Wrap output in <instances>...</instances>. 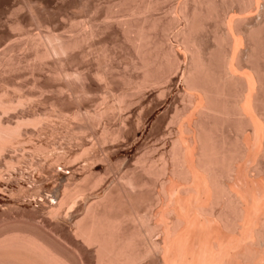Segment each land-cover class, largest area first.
<instances>
[{
    "label": "bare ground",
    "instance_id": "bare-ground-1",
    "mask_svg": "<svg viewBox=\"0 0 264 264\" xmlns=\"http://www.w3.org/2000/svg\"><path fill=\"white\" fill-rule=\"evenodd\" d=\"M159 1L118 0L115 7L113 4L117 13L107 12L100 24H95L94 20L86 21L84 25L81 23L83 31L78 38L53 34L48 32L49 28H45L47 33L27 35L32 45L30 50L34 49L32 60L40 62L57 58L51 65L54 66L51 76L64 82L57 86L58 95L71 91L70 85L75 84L79 87L76 96L86 98L91 89L89 76L102 89L111 86L112 76L105 65L88 76L85 72H69L64 68L65 58L78 49L79 42L92 40L104 30L111 29L116 37H122L132 46L128 68L135 74H123L124 85L132 86L136 93L151 87L152 92L155 90L162 98L168 93L174 78L180 75L185 97L180 106L173 105L166 129L168 140L156 149L160 155V167L156 166L158 159L152 161L142 154L136 157L135 164L127 167L119 178L120 184L116 183L119 186L106 189L99 200L82 210L81 218L73 226L74 243L65 241L63 244L44 233L0 237V264H264V69H261L263 65L259 67L260 58L264 63V0H181L175 7L170 5L174 16L169 24L166 22V28L162 27V19L156 14ZM27 8L32 15L39 12L34 7ZM169 11H166L168 16ZM252 11L261 18L245 15ZM13 21L12 26H19V20L15 18ZM176 24L181 27L174 34L175 41L180 42L189 55L184 68L180 67L176 51L167 44L169 33ZM206 42L211 43L207 45ZM105 49L101 48L100 59L108 60L116 55ZM3 59L9 70L21 65V61L16 59L14 62L10 58L12 63L6 62L5 57L0 58L1 61ZM104 59L100 65L106 63ZM46 88L40 86V91ZM3 93L0 94L2 111L14 110L12 107H20L23 102L27 104L24 101L26 97L15 102L2 99ZM129 94L123 91L117 95L114 99L116 104L106 99L111 106L94 112L96 121L103 122V132H108L106 113L112 112L115 105L117 110L126 108L130 102ZM143 104L141 101V106ZM79 113L74 112L76 121L82 120ZM79 116L80 119L77 118ZM39 117L26 122L36 127L42 122V117ZM26 122L17 120L15 126H11L6 125L1 117L0 156L5 150L15 151L25 146H21L25 140L20 139V128ZM120 135L124 136L118 131L110 137L114 139ZM39 143L30 142L32 145L29 146H33L34 151H31L33 154L36 152L34 155L38 154L44 160L52 155L54 149L45 150L47 146ZM7 164H10L8 167L14 165ZM142 174L146 177L153 175L150 179L155 181L152 180L151 186L153 190L157 187L153 191V199L150 197L153 203L150 200L149 206L145 203L149 207H146L149 210L146 212L140 209L141 199L145 198L144 187L147 186V182L140 178ZM158 175L163 176L161 180L156 179ZM65 200L51 205L49 215L58 217ZM155 233L161 237L152 240Z\"/></svg>",
    "mask_w": 264,
    "mask_h": 264
},
{
    "label": "rangeland",
    "instance_id": "rangeland-1",
    "mask_svg": "<svg viewBox=\"0 0 264 264\" xmlns=\"http://www.w3.org/2000/svg\"><path fill=\"white\" fill-rule=\"evenodd\" d=\"M117 1L118 0H0V58L2 59V57H5L7 59L6 62L10 61V63H12L11 60H13L14 62H16L17 60L21 61L19 62L21 65H15L17 69H14L13 66L11 68L12 70H9V68L7 69L5 67L4 59L3 61L0 60V67L4 66L0 68V73H2L0 74V94L5 92L2 94V99L12 101L15 100L16 102V100H19L20 97L21 99L26 97L24 101H27V104L26 102H23L21 104L22 106L20 107L19 105L15 106L16 109L15 107H12L14 108V110L11 108L13 111L8 110L7 112V110L2 111L0 109V119L2 117V121L6 125L15 126V122L17 120L26 122L32 120L33 118H38L39 116L40 119L42 117V122H40V125L38 124V126L40 127H35L28 124L27 122L23 124L24 126H21L20 137L22 138L20 139L25 140H21L23 141L21 146H25H23L22 148L20 147L21 149H15L16 152L12 149L5 150L0 156L1 238L6 235L12 234L27 235L32 233H44L54 240H60L61 242H59L63 244L65 241L74 243L73 226L75 225V221L81 218L83 213L82 210H84V208L91 202H94L97 199L99 200L101 198L100 196L108 191L109 188L113 189L114 187L119 186L118 184H116H120L119 178L122 176V174L125 173L127 167H131L133 164H135L137 158L141 156L140 154L145 157L147 155V159L151 158L152 161H155L156 159H158V157H160L156 149L158 146L164 144V142L168 140L166 129L168 126V118L171 115L172 107L173 105L180 106L182 99L185 97V88L180 75L174 78V81L171 83L170 88L168 89V93L162 98L157 96L158 93L154 92L155 90L152 92L153 88L151 87H147L143 89L144 91L141 90L139 92L137 91L136 93V90H134L132 86L130 88V86L124 85L122 80L123 74L128 75L130 73H133L130 67L128 68V66H130V61L132 60V46L131 44H128V42L123 41L122 37H116L111 29H107V31L104 30L100 35L93 37L92 40L90 39L91 41L89 40L85 42H79V45L77 47L78 49L73 50L65 58L66 62L64 66V68H66V70H68L69 72H73L76 70L78 72H85V74H87L88 76L89 73L92 74V72L95 71V69L99 68V66V69H102L101 66L103 67V65H105L106 67H108L106 68L107 72L112 76H110L111 82L113 81L110 86L111 89L110 87L108 88L109 90L107 88L102 89L101 87H99L96 81L92 80L93 78L91 79L89 76V80H91L89 81L91 89L89 90V93L85 95L86 98L84 96L82 97L79 94L77 95H79L81 98H78V96H76V92L79 90V87L75 84L70 85L71 91H66L58 95L57 89L59 87L57 86L62 85L64 82L62 80L60 81V79L55 78L54 75L51 76V71L54 67H52L51 65L55 60H57V58H49L50 62L48 59L40 61L43 64L38 61L32 60L34 49L33 51L30 50L32 49V45L28 40L29 38L27 35L34 36L40 33H47V31L49 30L48 32H53V34L56 35H65V38H78L82 33L81 31H83L81 30L82 26L84 25L83 23H86V21H95V24H100V22H102V19H104V15H107V12H114V9H116L114 7ZM168 1L169 0H165V3L163 2V0H160V6L157 9L158 12H156L157 16H160L162 19L160 20L162 22L160 24H162V27L165 28L167 26V23L169 24L168 21H170L174 16V13L170 8L172 6L175 7V5H177L181 0H170V3ZM217 5L220 6V9H222L219 3H217ZM27 6L36 8L37 12L39 11V14L33 13L32 15L28 11ZM166 11H169V16L168 12ZM114 13H117L116 10ZM245 15L253 17H255L256 15V19L261 18L260 15L258 16V13H256L255 11L246 12ZM15 18L20 22L19 26L16 27L12 26L11 24V22H14L13 20H15ZM163 19H165V21ZM40 25L42 28L40 27ZM176 25L171 29L173 32L170 30L171 33H169L167 44H169V46H172L174 51H176V54L179 58V63H181L180 67L184 68L185 64L188 62L189 55H187V52L183 50L180 42L175 41L174 34L181 27L180 24ZM14 27L18 30H16ZM19 27H21L23 31ZM45 28L49 29L46 31ZM75 31H77L78 33ZM78 34L80 35L78 36ZM262 42H259L260 46H262V44L264 46V39ZM210 43L211 42H206L207 45H210ZM104 47L109 52H114L113 55H116L108 59L109 61L103 58L104 60H106V63L103 62V64L100 65L103 59H100V56H98V54L101 52V48ZM114 48L117 49L115 50ZM263 48L262 54L264 52ZM6 49L7 51H5ZM40 49L41 47L39 48V50ZM99 55H101V53ZM27 56L29 57L27 58ZM96 57H98L99 59ZM259 60V62H261L259 64V67L263 65L261 69H264L262 58H260ZM100 61L101 63H99ZM96 62L98 64H96ZM2 63H4V65ZM31 66L33 67V69ZM124 68L128 69L126 70ZM38 84H40L39 87ZM40 86H44L45 88L47 87L48 90L46 88V90L44 89L46 92L44 90L43 92H41ZM119 90L121 91V93L123 91H126L131 94L132 92V94H129L128 96V100L131 102H129L130 106L127 105L126 108L124 107L121 110H117V108H115V104L117 102H115L116 100H114L116 99L117 95L121 94L119 93ZM16 94L20 95L18 96ZM110 94L112 97L110 96ZM39 95L42 97H40ZM28 97L30 100H27ZM75 97L78 98V101ZM157 97H159V99ZM137 98L139 100H137ZM101 99H103L104 101H101ZM106 99L109 101V103L111 102V104L112 102L115 103L114 110L112 109L114 112H110L109 110V112L106 113L105 117V123L108 127L107 130L110 134L108 132H103V122L96 121V119L93 117L95 111L100 112L101 109L103 111V109H106L110 105L108 102H106ZM141 101L144 102L143 106H141ZM166 108H168V110H166ZM77 111L80 112L79 114L80 116H82V120L80 119V116L77 117L80 120L77 119L76 121V119H74V112L77 113ZM116 111H119L120 114ZM92 118H94V120H92ZM118 131L123 133L124 136L122 137V135H120L117 136V138L112 139L113 136L112 138L110 137L112 133H116ZM102 133L103 135L101 136ZM30 142L32 144H35V142L38 144V142H40L42 146L44 145L43 147L47 146L45 150L54 149L51 156L45 157V159H50L52 157V160H43L40 156L38 157V154L37 156L34 155L36 152H34V154L32 153L34 149L31 148L33 146H29ZM24 148L26 149V152H24ZM54 151L56 152L54 153ZM31 156H33L32 160ZM40 159H42L43 161ZM159 159L156 161L157 167H160L161 165L159 164ZM7 162L13 163L14 165L8 167V165L10 164H7ZM29 163L32 164L31 167ZM109 167L113 168V170L110 169L113 172L109 171ZM151 176L153 177V175ZM151 176L148 175V177H146V174L140 176V178L142 177V181L144 183L147 182V188L144 187L146 192L143 193V197L145 196V198L141 199V202L143 201V204L142 207L140 206V209L143 211L148 210L146 207L150 205L152 201L151 198L153 191H156L157 189V187H155V190H153V186H151V183L155 181V179L153 180V178L150 179ZM158 176L160 177V175ZM159 177H157L156 179L161 180L163 176L161 175V177ZM147 178L149 179L147 180ZM144 185L145 184H143V186ZM86 189L89 190L87 191ZM74 194H76V197ZM78 194L80 197L78 196ZM61 199H66V203L64 202V206H61V208H64H60V216L58 215V217H53L49 215V207L57 203ZM148 200H150V203L148 202ZM145 203H147L146 205H148L149 203V205L146 206ZM139 204L141 203L139 202ZM141 213L144 212L141 211ZM155 235L152 236V240L161 237L159 236L160 234L155 233Z\"/></svg>",
    "mask_w": 264,
    "mask_h": 264
}]
</instances>
